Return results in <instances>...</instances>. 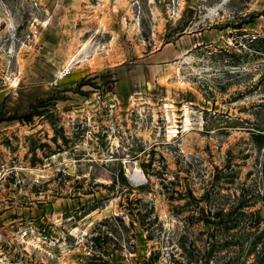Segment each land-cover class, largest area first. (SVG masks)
Here are the masks:
<instances>
[{
  "label": "rangeland",
  "instance_id": "obj_1",
  "mask_svg": "<svg viewBox=\"0 0 264 264\" xmlns=\"http://www.w3.org/2000/svg\"><path fill=\"white\" fill-rule=\"evenodd\" d=\"M0 252L264 264V0H0Z\"/></svg>",
  "mask_w": 264,
  "mask_h": 264
},
{
  "label": "trees",
  "instance_id": "obj_2",
  "mask_svg": "<svg viewBox=\"0 0 264 264\" xmlns=\"http://www.w3.org/2000/svg\"><path fill=\"white\" fill-rule=\"evenodd\" d=\"M34 115V109H32L31 111H30V113H28V114H26V115H24V116H22L21 118L22 119H24V120H31L32 119V116Z\"/></svg>",
  "mask_w": 264,
  "mask_h": 264
},
{
  "label": "bare ground",
  "instance_id": "obj_3",
  "mask_svg": "<svg viewBox=\"0 0 264 264\" xmlns=\"http://www.w3.org/2000/svg\"><path fill=\"white\" fill-rule=\"evenodd\" d=\"M69 62H71V59L69 60ZM71 64V63H70ZM135 173H138L139 172V168L136 167V169L134 170Z\"/></svg>",
  "mask_w": 264,
  "mask_h": 264
},
{
  "label": "built area",
  "instance_id": "obj_4",
  "mask_svg": "<svg viewBox=\"0 0 264 264\" xmlns=\"http://www.w3.org/2000/svg\"><path fill=\"white\" fill-rule=\"evenodd\" d=\"M0 259H1V252H0Z\"/></svg>",
  "mask_w": 264,
  "mask_h": 264
}]
</instances>
